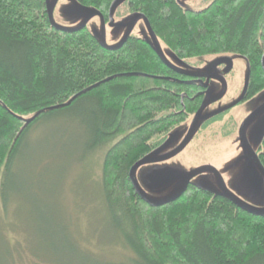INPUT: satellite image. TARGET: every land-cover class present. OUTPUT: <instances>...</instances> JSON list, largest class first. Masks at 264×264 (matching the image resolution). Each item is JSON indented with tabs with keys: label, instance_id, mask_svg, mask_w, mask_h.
Masks as SVG:
<instances>
[{
	"label": "trees",
	"instance_id": "obj_1",
	"mask_svg": "<svg viewBox=\"0 0 264 264\" xmlns=\"http://www.w3.org/2000/svg\"><path fill=\"white\" fill-rule=\"evenodd\" d=\"M113 1L77 0L104 21ZM128 6L145 17L155 45L129 34L108 46L85 25L54 24L46 0H0V215L19 203L17 176L26 187L41 184L30 168L48 154L42 149L68 148L62 139L33 141L37 129L64 137L77 130L85 158L105 148L97 188L106 239L123 245L128 264H264V213L192 183L154 204L130 178L175 126L205 107L207 86L172 66L158 40L181 59L244 55L251 97L264 89V0H212L200 10L177 0ZM257 160L264 174V138ZM0 247L4 259L9 249Z\"/></svg>",
	"mask_w": 264,
	"mask_h": 264
},
{
	"label": "rangeland",
	"instance_id": "obj_2",
	"mask_svg": "<svg viewBox=\"0 0 264 264\" xmlns=\"http://www.w3.org/2000/svg\"><path fill=\"white\" fill-rule=\"evenodd\" d=\"M177 1L183 8L200 10L212 0ZM46 5L54 24L68 29L85 25L108 46L129 34L156 44L128 0H114L106 21L95 8L77 0H46ZM158 44L172 66L207 86L205 107L175 126L134 169L139 191L151 203H160L174 198L190 179L264 213V174L254 157L264 138V89L245 97L247 58L223 53L181 59L161 40ZM76 131L64 137L63 131L43 126L35 132L33 141L49 144L48 140L62 139L68 148L63 153L40 148L48 154L30 168L40 173V191L39 186L26 187L18 176L14 179L19 203L0 215V245L9 249L4 259L0 254V264H128L123 245L106 239L108 224L97 188L98 162L105 148L85 158ZM53 174L56 178L50 179Z\"/></svg>",
	"mask_w": 264,
	"mask_h": 264
},
{
	"label": "water",
	"instance_id": "obj_3",
	"mask_svg": "<svg viewBox=\"0 0 264 264\" xmlns=\"http://www.w3.org/2000/svg\"><path fill=\"white\" fill-rule=\"evenodd\" d=\"M139 18H142V19H144L145 20V17L143 16V15H139ZM124 40V39H123ZM102 43H104V42H102ZM205 106V105H204ZM203 106V107H204ZM199 114V112H197L196 113V115H198ZM254 157H255V159H256V162L258 163V160H257V157L255 156V154H254ZM134 167L130 170V178H131V180H132V182H133V186H134V188H135V190L142 196V197H144L145 199H147L140 191H139V189H138V187H137V185H136V183H135V181H134V179H133V176H132V173H133V171H134ZM190 183V179L186 182V184L184 185V187H183V189L174 197V198H176L177 196H179L182 192H183V190L186 188V186L188 185ZM230 198H232L233 199V197L230 195V194H227ZM173 199V198H172ZM148 200V199H147ZM170 200V199H169ZM233 200H235V199H233ZM149 201V200H148ZM167 201V200H166ZM163 202H165V201H163ZM160 203H162V202H160ZM238 203V202H237ZM154 204H159V203H154ZM239 204V203H238ZM241 205V204H240ZM247 209V208H246ZM258 213V212H257Z\"/></svg>",
	"mask_w": 264,
	"mask_h": 264
}]
</instances>
